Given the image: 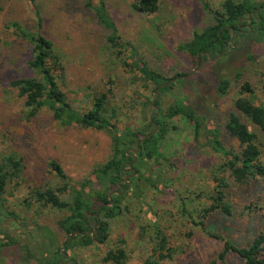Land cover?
<instances>
[{
    "label": "rangeland",
    "instance_id": "obj_1",
    "mask_svg": "<svg viewBox=\"0 0 264 264\" xmlns=\"http://www.w3.org/2000/svg\"><path fill=\"white\" fill-rule=\"evenodd\" d=\"M159 1L158 13L142 15L132 9V0H106L122 40L135 49L137 59L168 78L178 72L188 74L182 82L174 80L173 87L164 93L148 89L140 81L132 84L136 72L118 59L107 42L109 32L87 8L86 0H0V162L8 156L22 161L21 177L9 182L0 201V245L9 239L16 242L0 250V264L45 263L67 240L60 225L69 211L33 199L35 189L59 184L48 166L50 161L60 163L72 182L78 183L86 178L95 181L90 177L93 169L112 154V139L107 132L77 125L63 127L48 109L29 118L17 90L9 86L13 79L33 76L27 66L32 58L30 43L17 34L15 25L36 32L35 7L43 20L41 32L54 42L64 61L61 86L75 109L86 112L96 96L106 93L110 109L116 113L113 122L120 130H151L148 122L154 117H160L170 129L162 144L169 162H162V178L153 181L158 189L146 181L144 170L133 172L130 177L139 180L131 188L140 186L143 198L139 201L130 193L123 202V215L111 221L106 243L66 248L68 263L108 264L103 262L106 253L123 247L127 264H146L156 259L153 247L155 229L159 227L169 247L176 251L172 260L160 264H224L218 260L224 241L209 237L196 225L203 219L200 210L210 205L222 157L209 145V135L196 142L189 123L180 117L169 120L166 115L179 102L192 106L206 118L209 128L220 129L224 146L238 149V142L225 130V124L230 113H239L235 102L240 97L264 106V39L256 31L257 23L248 19L239 38L221 53L209 54V59L198 66L179 46L209 21L201 2ZM207 1L218 9L223 0ZM252 1L264 5V0ZM93 2L97 4V0ZM220 78L231 81L226 95L217 91ZM245 83L253 88V94L242 93ZM242 118L258 136L264 163V131ZM130 171L128 168L127 173ZM95 183L87 188V194L98 189ZM229 183L226 201L232 206V216L214 212L206 224L232 245L244 247L256 233L264 231V191L247 194L251 187L241 188L231 179ZM110 192L112 197L116 190ZM97 206L94 202L92 210L96 212ZM225 263L243 264L234 253Z\"/></svg>",
    "mask_w": 264,
    "mask_h": 264
},
{
    "label": "trees",
    "instance_id": "obj_2",
    "mask_svg": "<svg viewBox=\"0 0 264 264\" xmlns=\"http://www.w3.org/2000/svg\"><path fill=\"white\" fill-rule=\"evenodd\" d=\"M30 1L35 2V0ZM198 1L201 2L209 21L201 30L195 31L190 40L179 46V50L195 61L196 65L200 66L204 60L209 59V54L221 53L227 44L239 38L245 32L243 28L246 27L248 19L257 23L256 31L264 39L263 4H257L252 0H223L219 8L215 9L207 0ZM86 6L95 13L99 23L109 32L107 42L115 50L123 66L136 72L137 76L132 84L140 81L146 88L152 87L154 90H159V93H164L173 87L174 80L182 82L188 75L178 72L172 78H168L137 59L135 49L122 40L108 11L106 0H97V4L93 0H86ZM160 8L159 0H132V9L142 15L156 14ZM35 15L38 21L36 32H28L15 25L17 34L30 43L32 58L27 66L33 76L13 79L9 86L17 90L29 118L35 117L43 109H48L63 127L77 125L84 129L107 132L112 139V154L107 162L93 169L90 177L93 176L95 181L86 178L78 183L72 182L60 163L50 161L48 166L55 173L59 184L55 188L35 189L33 199L44 206L69 211V216L60 225L61 230L67 235V240L63 244L65 250L75 244L83 248L95 243L104 244L109 239L111 221L123 215V202L130 193L133 192L139 201L144 196L140 186L135 187L138 192L135 188H131V184L139 180L138 177H130L133 170L137 174L144 170L148 174L146 181L152 184L151 187L158 189L157 183L153 181L160 180L163 171L162 162H169L163 153L162 144L170 129L160 117H154L148 122L151 130L132 127L120 130L117 123L113 122L116 113L110 109L109 97L106 93L96 96L86 112L75 109L61 86V81L64 82L65 77L64 61L57 53L54 42L41 32L43 20L36 7ZM127 52L131 54L128 56ZM127 59L132 62L129 63ZM1 82L0 72V85ZM230 87L229 79H219L217 91L220 95H226ZM241 91L253 94V88L249 83L243 84ZM235 107L239 113L232 112L228 115L225 130L238 142V149L224 146L220 140V129L209 128L206 118L199 115L192 106L179 102L168 110L166 117L169 120L180 117L189 123L194 130L196 142H200L201 136L209 135V145L222 157V163L216 170L214 179L216 187L209 199L210 205L200 210L199 217L203 219L196 223L209 237L224 241V248L218 260L226 264L228 255L234 253L243 264H264V231L256 233L246 246L236 247L229 240L210 231L206 224V220L214 212L232 216V206L226 201V189L230 187L229 179L241 188L251 187L247 194L255 193L256 190L264 191V163L261 160L262 151L258 136L242 118L264 131V106L257 105L247 97H240L236 100ZM135 159H137L136 163ZM128 168L132 170L130 174L127 173ZM21 173V160L8 156L0 162V201L9 182L20 178ZM127 177L128 179L125 180ZM94 182L98 189L87 194V188L94 185ZM259 183L261 184L258 185ZM115 190L116 193L110 199V191ZM94 202L98 205L97 213L92 210ZM95 229L97 232H94ZM76 232L79 234L70 240V236ZM155 233L157 236L153 253L156 259H150L146 264H160L162 261L172 260L176 254V251L169 247L168 238L159 227H156ZM12 244L16 242L9 239L8 242L0 245V250L5 245ZM63 248L54 252L53 257L42 264H64L63 261L68 259L67 256L65 257L66 251L65 254L62 252ZM127 260L128 255L123 247L109 250L103 258V262L108 264H127Z\"/></svg>",
    "mask_w": 264,
    "mask_h": 264
},
{
    "label": "water",
    "instance_id": "obj_3",
    "mask_svg": "<svg viewBox=\"0 0 264 264\" xmlns=\"http://www.w3.org/2000/svg\"><path fill=\"white\" fill-rule=\"evenodd\" d=\"M154 133H155V132H154ZM137 152H138V150H137ZM136 162H137V159H135V163H136ZM133 172H134V174H136V171H135V170H133ZM125 180H127V179H125ZM110 199H112L111 195H110ZM94 232H97V229H95ZM78 234H79V232H76V233L72 234V235L70 236V240L72 239L73 236H76V235H78ZM62 252L65 254V248L62 249ZM66 256H67V255L65 254V257H66Z\"/></svg>",
    "mask_w": 264,
    "mask_h": 264
},
{
    "label": "flooded vegetation",
    "instance_id": "obj_4",
    "mask_svg": "<svg viewBox=\"0 0 264 264\" xmlns=\"http://www.w3.org/2000/svg\"><path fill=\"white\" fill-rule=\"evenodd\" d=\"M69 262V260H65V261H63V263L65 264V263H68Z\"/></svg>",
    "mask_w": 264,
    "mask_h": 264
}]
</instances>
